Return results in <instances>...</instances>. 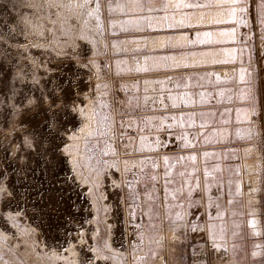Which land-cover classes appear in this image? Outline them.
I'll return each instance as SVG.
<instances>
[{
	"label": "rangeland",
	"instance_id": "1",
	"mask_svg": "<svg viewBox=\"0 0 264 264\" xmlns=\"http://www.w3.org/2000/svg\"><path fill=\"white\" fill-rule=\"evenodd\" d=\"M0 264H264V0H0Z\"/></svg>",
	"mask_w": 264,
	"mask_h": 264
},
{
	"label": "bare ground",
	"instance_id": "2",
	"mask_svg": "<svg viewBox=\"0 0 264 264\" xmlns=\"http://www.w3.org/2000/svg\"><path fill=\"white\" fill-rule=\"evenodd\" d=\"M199 14V13H198ZM184 15V14H183ZM224 15V14H223ZM215 16V15H214ZM214 16H211V15H207V14H200V15H198V16H194L195 18H194V20L196 21V23L198 22H210V21H213L215 18H214ZM220 16H221V14H220ZM225 16H227V15H225ZM178 17V16H177ZM179 19H181V18H179ZM184 19H185V16H184ZM219 19H222V18H220L219 17ZM181 21H183L182 19H181ZM200 24V23H199ZM206 24V23H205ZM202 59H203V57H201V56H195L194 58H193V60L194 61H199V60H201L202 61ZM191 60H192V58H191ZM88 117V116H87ZM69 164H71V163H69ZM72 165V164H71ZM70 165V166H71ZM71 250V254L73 255V258L75 259L76 258V250L73 248V247H71V249H69V251Z\"/></svg>",
	"mask_w": 264,
	"mask_h": 264
}]
</instances>
